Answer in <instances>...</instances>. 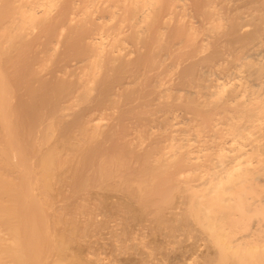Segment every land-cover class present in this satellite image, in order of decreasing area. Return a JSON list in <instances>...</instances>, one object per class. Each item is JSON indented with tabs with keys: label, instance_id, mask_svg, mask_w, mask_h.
<instances>
[{
	"label": "bare ground",
	"instance_id": "6f19581e",
	"mask_svg": "<svg viewBox=\"0 0 264 264\" xmlns=\"http://www.w3.org/2000/svg\"><path fill=\"white\" fill-rule=\"evenodd\" d=\"M101 196L264 264V0H0V264L76 263L55 213Z\"/></svg>",
	"mask_w": 264,
	"mask_h": 264
},
{
	"label": "rangeland",
	"instance_id": "374dc122",
	"mask_svg": "<svg viewBox=\"0 0 264 264\" xmlns=\"http://www.w3.org/2000/svg\"><path fill=\"white\" fill-rule=\"evenodd\" d=\"M56 177H57V175L55 176L54 175V178H51V179H55V182H54V184L56 183V180H60V179H56ZM59 177V176H58ZM60 178V177H59ZM149 178H150V180L152 181V179L154 178L153 176L152 177H150L149 176ZM156 178V177H155ZM155 178L153 179L154 181H157L158 179H156L155 180ZM160 179V178H159ZM136 180V179H135ZM135 180L133 179L132 181H130V179H129V181L130 182H132V183H128L129 184V186H130V184H132V186L135 184H133V182H135ZM54 181V180H53ZM128 181V180H127ZM159 181V180H158ZM157 181V182H158ZM52 182V181H51ZM138 182V184H139V186L137 185L136 187H139V189L138 190H141L140 189V183H139V181H137ZM136 182V183H137ZM126 184V183H125ZM53 186H55V185H53ZM58 186V185H57ZM57 186H55V188L57 187ZM135 186V185H134ZM132 187V191L133 192H136V194H134V196L135 195H137V191H135V190H133V189H135L136 187ZM54 188V187H53ZM54 188V192H56L57 191V189H55ZM160 188V187H159ZM144 192H145V190L144 189H142ZM141 190V191H142ZM147 190V189H146ZM159 190V189H158ZM59 191V190H58ZM133 192H132V194H133ZM140 192V191H139ZM153 192V191H152ZM53 194V193H52ZM51 194V195H52ZM60 194L61 193H59V195H58V192H57V194H56V199L58 198L59 199V197H60ZM123 194V193H122ZM131 194V195H132ZM153 194H155V193H153ZM44 195H46V194H44ZM54 195V194H53ZM57 195H58V197H57ZM103 195H106L107 196V194L106 193H104ZM130 195V196H131ZM157 195V194H156ZM155 195V196H156ZM181 195V194H180ZM138 196V195H137ZM46 197V196H45ZM103 196H101L100 198L98 197L96 200H94V201H92L89 205L91 206V208H89L88 207V205H82V206H84L85 208L83 209L82 208V206H81V209H80V207H78V208H76L75 209V207L73 208V212L72 211H69V209L67 210V211H69V213L70 214H68L67 212H66V210H64L65 212H63L62 210H58L56 213H55V215L58 217V215H59V211H61V213H62V215H63V217H62V215H61V213H60V215H61V217H60V215H59V217L61 218V219H63V220H67V222L68 223H70V221H71V223H72V221H73V223H72V226H73V228H75V229H73L72 228V226H70L68 223H66V222H63V220H61V224L59 223V225H58V228H57V230L58 231H64V225L65 224H67V226L65 227V235H66V233L68 232V231H66V230H74V232L76 231V232H78V233H74V234H72V235H70L71 234V231L69 232L70 234H67L66 236L65 235H60L61 236V242H62V238L64 239V236L65 237H68V239L70 238V237H72L71 238V240H72V243H71V240L69 239V240H67L68 241V243H69V245H66L67 246V251L66 252H68V250H69V252L67 253V254H64V251H63V253H61V255H59V253H57L56 251V257H58V260H59V258H60V260L61 259H64V258H61L63 255V257H65V255L67 256V257H65L66 259H70V260H67V261H72V259H73V261L74 262H76V263H74V264H83V263H85V264H87L88 263V261H90V263L89 264H98L99 262H100V264L102 263H104V264H126V263H124L126 260V258L130 261V262H128L127 264H131V262H132V264L136 261V259H139V261L137 260L134 264H149V262H150V264L152 263V262H158V261H163V263L161 262H158L159 264H203V262L205 261V258H204V254L206 255L207 254V250H211V248H212V250L211 251H213L214 250V248L213 247H211L212 245H210V242H211V244H214V242H212L211 241V238L212 237H210L209 239L208 238H206V237H208V236H206L205 237V235L204 234H206L207 233V231L204 233L203 231L201 232V231H199V230H204V229H202V227H200V229H198L197 228V226L200 224L198 221H197V223H199L198 225L196 224V220L194 221V219H193V221L194 222H192L191 223V218H189L188 217V221H190V223L189 224H191L190 226L189 225H187V226H189L190 228H188V227H186L185 226V229H183L180 225H179V223H178V226H179V228L181 227V231L179 230H177L178 229V227L176 226L177 225V223H176V221H175V223H176V225H171V228H172V226L174 227V228H172L173 229V231L175 232V233H172L171 235H170V237L167 235L166 237H168V238H166L165 237V235H163V234H161V235H163V237H165L166 239H164V240H162V238H160V233L158 234V232H157V235H159V237H157V235L156 234H153L152 232H151V229H153V227L152 226H155V225H152V223L150 224L149 223V225L151 226V228H149L148 227V222H149V220H148V222H145L144 221V225L143 226H145V224H147L145 227H142L141 226V228H143V230H142V232H145L148 228L150 229L149 230V232L146 234V232L145 233H142V234H140V235H138V233L139 232H141V230H139V232L137 231V233L135 232V228H137V226L136 227H133V225L131 224V221H130V219H132L131 217H129V219H128V217H127V214L125 213V211H123V206H117V205H119V204H125V202L127 201L126 199H124V200H120V203H118L117 204V201L116 202H110V201H112L110 198H106L105 196H104V198H102ZM153 197V196H152ZM181 197H184V196H181ZM180 197V198H181ZM48 198V196L45 198V199H47ZM50 198V197H49ZM123 198H125V197H123ZM127 198V197H126ZM130 198V197H129ZM151 198V197H150ZM154 198V197H153ZM153 198H152V200H153ZM178 198H179V195H178ZM177 197H176V199H177V202L179 201V199H178ZM51 199L53 200V198H52V196H51ZM50 199V200H51ZM55 199V200H56ZM100 199V200H99ZM105 199H107L108 201H109V199H110V201L109 202H107V200H106V203H105ZM113 200H116L115 198H112ZM158 199H159V196H158ZM175 199V200H176ZM49 200V199H48ZM155 200V199H154ZM181 200H182V198H181ZM180 200V201H181ZM186 200V199H185ZM54 201V200H53ZM157 201V200H156ZM184 201V200H183ZM183 201H181L182 203H183ZM52 202V201H51ZM100 202V203H99ZM96 203H97V205H96ZM113 204V203H116V204H114L115 206H117V208L119 207L120 208V210H119V208L117 209L116 207H114V205H113V207L114 208H112L111 207V209H110V211L113 213H111L110 211H109V208H107L108 206L110 207V204ZM155 203V202H154ZM153 203V201H152V211H155L154 209V206L156 205V203L154 204ZM99 204V205H98ZM103 204V205H102ZM154 204V205H153ZM185 204H186V202H184V204H183V207H181L182 209H180V208H178V210L180 209L182 212H183V209L184 210H186L187 208H190V206H188V204H186V206H185ZM101 205H102V207H101ZM151 205V204H150ZM178 205V207L179 206H182L181 204H177ZM51 206V205H50ZM112 206V205H111ZM188 206V207H187ZM48 207H49V205H48ZM103 207H104V209H103ZM125 207V206H124ZM150 206H148V208H149ZM157 207V206H156ZM185 207V208H184ZM47 208V207H46ZM87 208V209H86ZM105 208H106V210H105ZM126 208H129L128 210L130 211V208L131 207H128V206H126ZM49 209V208H48ZM80 209V210H79ZM112 209H113V211H112ZM115 209H117L116 211H118L119 210V212L120 213H118V212H116V211H114ZM125 209V208H124ZM83 210V211H82ZM108 210V211H107ZM122 210V211H121ZM126 210V209H125ZM128 210H126L127 212H129ZM150 210V211H151ZM80 212V213H82V214H80L79 212L78 213H76L77 215H79L81 218H79V216H76V214H74L75 212ZM85 211V212H84ZM89 211V212H88ZM91 211H92V215H90V213H91ZM187 211H189V209H187ZM114 212H115V214H114ZM133 212V211H132ZM72 213V214H71ZM87 213V214H86ZM89 213V214H88ZM117 213V214H116ZM129 213H131V211L129 212ZM129 213H128V216H129ZM180 213V212H179ZM178 213V214H179ZM58 214V215H57ZM67 214H68V216H67ZM84 214V215H83ZM133 213H131V215H132ZM181 214V216H183L182 215V213H180ZM186 214H188V212L186 213ZM54 215V216H55ZM65 215V216H64ZM72 215L74 216V219H73V217H72ZM83 215V216H82ZM90 215V216H89ZM185 215V214H184ZM75 216H76V218H75ZM127 217V219L129 220H124L125 218L124 217ZM152 215H150V216H148V218L147 219H150V217H151ZM181 216L179 215L178 216V218L180 217V219H181ZM185 216H187V215H185ZM72 217V218H71ZM89 217H91V219H89ZM147 217V216H146ZM71 218V219H70ZM95 218L97 219V220H95ZM177 218V219H178ZM184 218V217H183ZM54 219V218H53ZM56 217H55V222H56ZM73 219V220H72ZM77 219H81V221L84 223V224H86V226H88L87 227V229H85L86 228V226L83 224V223H81L80 222V220H78L77 222H76V220ZM152 219V218H151ZM190 219V220H189ZM65 220V221H66ZM179 220V219H178ZM51 221V220H50ZM53 221V220H52ZM57 221L59 222L60 220L59 219H57ZM125 221H126V223H125ZM54 222V221H53ZM53 222H52V225L50 226L49 225V228L50 227H52L53 229H55V227H57V222L55 223V225L53 224ZM63 222V223H62ZM124 222V223H123ZM135 221L133 220V223H134ZM81 224V226H80V228L83 230H85L84 232H82L81 230H80V228H79V224ZM160 223V222H159ZM170 224H174V221H173V223L172 222H169ZM168 223V224H169ZM194 223H195V225H194ZM51 224V223H50ZM125 224H126V226H128V231L126 230L127 228H125ZM127 224H131V225H127ZM162 224V223H161ZM168 224H167V227H168ZM62 227H61V226ZM68 225H69V227H68ZM76 225V226H75ZM142 225V224H141ZM163 225V224H162ZM193 225H194V227H193ZM53 226H55V227H53ZM60 226V227H59ZM160 226V225H159ZM200 226V225H199ZM71 227V228H70ZM84 227V228H83ZM129 227H131V234H130V231H129ZM132 227H133V231H132ZM148 227V228H147ZM163 227V226H162ZM48 228V229H49ZM51 228V230L52 231H54L53 229ZM67 228V229H66ZM79 228V229H78ZM164 228H165V226H164ZM169 228H170V225H169ZM187 228V229H186ZM62 229V230H61ZM144 229H146V230H144ZM171 229V230H172ZM175 229V230H174ZM182 229L186 232H184V231H182ZM189 229V230H188ZM191 229V230H190ZM49 231V232H51V237L53 236V234H55V233H57V234H59L58 233V231L57 230H55L54 232H52V231ZM72 230V231H73ZM170 230V231H171ZM153 231V230H152ZM189 231V232H188ZM133 232V233H132ZM73 233V232H72ZM81 233V234H80ZM151 233V235L153 234V236L151 237V235H149L148 236V234H150ZM156 233V232H155ZM192 233V234H191ZM209 233V232H208ZM208 233L206 234V235H208ZM56 234V235H57ZM60 234H63V232L62 233H60ZM78 234H80V236L78 235ZM144 234V237H142V235ZM168 234V233H167ZM55 235V236H56ZM69 235V236H68ZM55 236H53V239H55L54 237ZM60 236H56V237H58V240H57V243L59 242V243H61L59 240H60ZM77 236V237H76ZM136 236V237H135ZM145 236H148V237H145ZM172 236V237H171ZM193 236V237H192ZM142 237V238H141ZM155 237V238H154ZM153 238V239H152ZM77 239V240H76ZM66 240V239H65ZM75 240V241H74ZM210 240V241H209ZM53 241V243H54V240H52ZM158 242H159V244H161V245H157L158 244ZM161 242V243H160ZM56 243V244H57ZM67 243V244H68ZM55 244V243H54ZM66 244V243H65ZM58 245V244H57ZM79 246V247H78ZM156 246L157 247H161V249L159 248V249H157L156 248ZM70 247V248H69ZM207 247H208V249H207ZM69 248V249H68ZM66 250V249H65ZM80 250V251H79ZM82 251H84V252H82ZM60 252V251H59ZM137 252H140V253H137ZM210 251H208V253H209ZM227 252V254L226 255H229L228 254V252H230V251H226ZM79 253V254H78ZM231 253V252H230ZM85 255L84 257H82L81 255ZM138 254H141V255H138ZM182 254H184V256H182ZM202 254H203V257H201L202 256ZM137 255V256H136ZM231 255V254H230ZM229 255V256H230ZM54 256V257H55ZM80 256V257H79ZM142 256H143V258H142ZM165 257V261L166 262H164V257ZM82 257V258H81ZM129 257V258H128ZM130 257H133L132 259L130 258ZM163 257V258H162ZM185 257V258H184ZM217 257H219V256H217ZM80 258V260H79V262H77V261H75V260H78ZM84 258H87V259H84ZM89 258L93 261V262H95V260H96V262L95 263H93L91 260H89ZM136 258V259H135ZM162 258V259H161ZM166 258H167V260H166ZM176 258V259H175ZM204 258V260H201V259H203ZM215 258H216V256H215ZM215 258L213 259V260H215ZM65 259V260H66ZM83 259V260H82ZM143 259H144V261H143ZM170 259H172V260H170ZM179 259V260H178ZM220 259V258H219ZM218 259V260H219ZM57 260V261H58ZM183 260V261H182ZM222 260V259H221ZM87 263H86V262ZM134 261V262H133ZM142 261V262H141ZM152 261V262H151ZM203 261V262H202ZM207 261V260H206ZM205 261V262H206ZM216 263H217V258H216ZM215 261H211V264H213L212 262H215ZM220 261V260H219ZM202 262V263H201ZM215 263V264H216ZM209 264H210V261H209ZM218 264V263H217Z\"/></svg>",
	"mask_w": 264,
	"mask_h": 264
}]
</instances>
